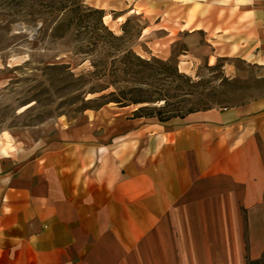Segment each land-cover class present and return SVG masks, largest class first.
Wrapping results in <instances>:
<instances>
[{"label":"crops","instance_id":"crops-1","mask_svg":"<svg viewBox=\"0 0 264 264\" xmlns=\"http://www.w3.org/2000/svg\"><path fill=\"white\" fill-rule=\"evenodd\" d=\"M92 1L148 17L143 36L159 33L166 58L177 42L171 37L182 35L185 73L194 61L239 59L264 79V0ZM138 108L107 102L49 140L14 149L11 135L0 136L8 145L0 146V264L261 257L264 93L165 121Z\"/></svg>","mask_w":264,"mask_h":264},{"label":"rangeland","instance_id":"rangeland-1","mask_svg":"<svg viewBox=\"0 0 264 264\" xmlns=\"http://www.w3.org/2000/svg\"><path fill=\"white\" fill-rule=\"evenodd\" d=\"M93 3L0 0V136L13 137L12 149L49 140L85 110L107 102L147 100L134 105L147 106L143 114L166 119L233 106L264 93L261 71L239 59L220 60L212 67L205 60L194 61L192 71L183 72L177 59L186 47L182 35L171 37L177 42L166 58L159 33L143 36L149 25L143 15L104 10L108 16L102 19L104 25L121 39L97 40L92 33L96 14L88 7L100 8ZM73 11L79 12L75 21L79 18L80 24L61 25ZM98 33L104 35L102 30ZM136 56L149 64L143 65ZM0 141V146H8L5 138Z\"/></svg>","mask_w":264,"mask_h":264},{"label":"trees","instance_id":"trees-1","mask_svg":"<svg viewBox=\"0 0 264 264\" xmlns=\"http://www.w3.org/2000/svg\"><path fill=\"white\" fill-rule=\"evenodd\" d=\"M89 8V10H90V12H92V13H94V14H96V22L94 23V25H93V29H92V33H93V35H95L96 36V38H97V40H102L103 42H107V41H110V40H112V41H119L121 38L120 37H118V36H116L111 30H109L108 29V27L107 26H105L104 25V23H103V17L105 16V12H104V10H102V9H94V8H91V7H88ZM79 16V12H76V11H73V12H71L69 15H65L64 17H63V19H61V23H63V24H61V25H66V26H68L67 28H70V26L71 25H79L80 24V19L78 18L77 19V21H75L76 19V16ZM99 30H102L103 31V33H104V35L103 36H101L98 32H99ZM108 39V40H107ZM105 40V41H104ZM128 56V55H127ZM137 57V56H136ZM122 59H124V57L122 58ZM122 59H121V61H122ZM137 59L138 60H140V62L143 64V65H145V64H149V62L147 61V60H145V59H142L141 57H137ZM124 62L126 63L127 61H126V59H124ZM176 72L178 73V70L176 69ZM180 74V73H179ZM114 101V100H113ZM115 102H117V101H115ZM145 102H147V100H142V101H137V102H134V104H143V103H145ZM121 105H123V104H121ZM127 105V104H126ZM128 105H130V104H128ZM147 109H149L147 106H142V107H140V108H138V110H137V113L139 114H142V115H144V116H149V117H154V116H156L157 117V114H155V113H147V114H143V111L144 110H147ZM189 112H192V111H189ZM188 113V112H187ZM175 116H178V115H170V116H168L166 119H161L160 117H158L159 118V120H161V121H165V120H168V119H170V118H172V117H175ZM247 264H264V252L262 253V255H261V257L260 258H258V259H249V258H247Z\"/></svg>","mask_w":264,"mask_h":264},{"label":"bare ground","instance_id":"bare-ground-1","mask_svg":"<svg viewBox=\"0 0 264 264\" xmlns=\"http://www.w3.org/2000/svg\"><path fill=\"white\" fill-rule=\"evenodd\" d=\"M108 16H104V19H106Z\"/></svg>","mask_w":264,"mask_h":264}]
</instances>
